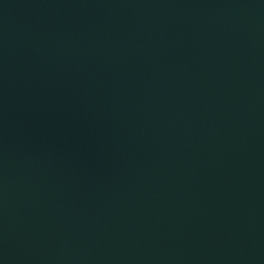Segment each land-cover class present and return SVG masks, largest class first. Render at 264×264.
<instances>
[{
    "label": "water",
    "instance_id": "water-1",
    "mask_svg": "<svg viewBox=\"0 0 264 264\" xmlns=\"http://www.w3.org/2000/svg\"><path fill=\"white\" fill-rule=\"evenodd\" d=\"M0 264H264V0H0Z\"/></svg>",
    "mask_w": 264,
    "mask_h": 264
}]
</instances>
